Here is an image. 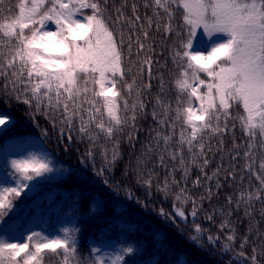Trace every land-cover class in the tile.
Here are the masks:
<instances>
[{"label": "snow or ice", "instance_id": "6c2138e0", "mask_svg": "<svg viewBox=\"0 0 264 264\" xmlns=\"http://www.w3.org/2000/svg\"><path fill=\"white\" fill-rule=\"evenodd\" d=\"M3 3L0 0V8ZM177 10L182 11V22L174 24ZM18 12L15 18L0 23V34L6 38L0 40V98H6L5 103L22 102L33 117L43 115L59 132L61 141L64 136L71 141L73 130L94 146L99 135H93V130L111 141V148L102 147L101 151L106 167L99 171L93 167L94 175L102 176L121 158V137L134 146L137 134L147 131L149 144L142 146L141 156L136 158L139 178L148 157L155 154L154 166L167 168L168 161L178 165L167 168L169 176L159 188L165 195L169 177L171 183H180L174 179L175 172L187 178L190 167H197L201 173L192 181L193 187H199L202 179L215 181L219 192L224 186L220 174L225 173L223 179L227 182L236 179V172L234 166L217 167L211 175L204 171L213 152L211 141H218L217 152L223 151V138L235 128L230 126L232 109L236 105L242 108L240 126L248 141L243 171L251 173L259 186L245 189L235 202L228 196L227 203L242 209L249 220L235 257L248 264H262L264 230L259 225L264 221V158L257 163L254 149L258 144L264 152V0H20ZM200 32L210 40L218 34L228 38L213 43L205 53L194 47ZM159 41L165 42L168 59L177 73L173 83L178 95L174 102L167 98V61L153 59ZM153 79L159 91L149 98ZM149 116L156 127H138ZM12 126L14 118L0 113V135ZM240 147L233 140L232 160L240 156ZM94 150H89L90 158ZM8 163L10 170L5 175L12 185L5 186L0 179V229L7 223L6 217L17 210L15 200L35 195L38 178L53 174L67 177L71 172L57 165L47 151L29 150L25 158ZM148 175L146 187L152 184L151 173ZM102 183L109 184L107 180ZM212 195L213 189L208 186L200 197L187 194L185 187L176 200L191 201L190 216L195 220L203 201L211 200ZM126 198L135 199L147 210L148 205L130 192ZM36 207L33 200L24 211ZM102 210L101 200L90 201L91 215ZM174 211L187 221L184 211ZM217 213L225 215L222 209L213 210L206 219L212 221ZM155 214L175 225V218L163 210ZM231 214L229 208L227 216ZM219 227L231 233L225 237L229 244L223 245L228 251L229 245L235 243L236 230L228 219ZM80 231L78 222L61 226L56 233L29 230L22 241L9 240L7 233L0 232V264H44L46 257L53 256L55 264H126L128 257L141 250L125 240L113 248L94 243L87 253H79ZM194 231L197 235L187 239L204 250L200 243L204 233L199 226ZM154 239L164 247V235L156 234ZM207 239L214 243L211 236ZM246 247L251 249L250 255H246ZM152 264H156L155 258ZM177 264H184L183 259L178 258Z\"/></svg>", "mask_w": 264, "mask_h": 264}, {"label": "trees", "instance_id": "16d2710c", "mask_svg": "<svg viewBox=\"0 0 264 264\" xmlns=\"http://www.w3.org/2000/svg\"><path fill=\"white\" fill-rule=\"evenodd\" d=\"M19 2L20 0H4L3 7L0 8V23H5L10 18L19 15ZM143 11L141 9V12ZM181 16L182 11L177 10L173 23H181ZM221 35L223 34L215 35L210 40L203 32H200L194 46L201 42L210 43ZM3 39L6 38L0 34V40ZM156 52L154 60L159 59L161 63L167 61L168 72L165 73L167 98L174 102L178 93L173 80L177 73L171 60L168 59L169 52L165 47V42H158ZM156 74L157 67L154 65L153 75ZM152 83L151 93L147 94L149 98L159 91L158 82L153 79ZM5 99L0 98V113H7L14 118V126L0 135V179L6 182L5 186L12 185V181L5 175L10 170L8 162L11 159L25 158L29 150L47 151L57 165H63L71 170L67 177L53 174L47 178H38L35 195L31 198L21 196L14 201L18 206L17 210L6 217L7 223L3 229H0V232L7 233L8 239L18 237L23 240L24 233L29 230L56 233L61 226L74 225L78 222V227L81 229L79 253H87L89 246L94 243L104 248H113L118 241L126 240L128 244L141 248L135 255L126 259V264H152V258H155L156 264H177L178 258L183 259L184 264H248L243 258H236L235 253L240 251V243L247 232L249 220L244 217L242 209L237 210L234 205L227 203L228 196H232L235 202L239 193L259 186L251 173L243 171L246 163L243 152L246 150L245 145L248 141L240 126L239 116L243 114L240 106L236 105L232 109L230 126L235 125V128L232 133L223 138V151L217 152L218 141H211L213 152L209 154L210 163L204 169L211 175L217 167L234 166L236 179L225 182L223 179L225 173L222 172L220 179L224 186L219 192L216 191L215 181L202 179L199 187H193L192 181L201 173L197 167H190V174L187 178H184L180 171L175 172L174 179L180 183H171V177H169L170 187L165 195L159 188L163 187L164 179L169 176L167 168L178 167V165L168 161L167 168L154 166L156 155L152 154L147 159V167L141 169L142 179L136 171V158L141 156L142 146L149 144L147 131L137 134L134 146H130L126 139L121 137L119 145L121 158L102 176H97L93 174V167L97 171L106 167L101 151L102 147L110 149L111 141H107L95 130L92 134L99 135L95 146L86 137L80 139L74 130L71 141L67 136H64L61 141L59 132L43 115L36 114L33 117L29 114L30 109L27 105L16 101L5 103ZM138 127L148 129L156 125L149 116L141 120ZM233 140L241 146L240 156L236 160L230 158L235 154L232 150ZM258 140L259 137H257ZM92 148L95 150L90 158L88 153ZM254 151L258 163L261 158H264V152L260 150L258 144ZM187 155L185 153L186 159ZM221 157L224 159L222 160ZM197 163L202 164V161L198 160ZM149 172L152 184L146 187L144 181L149 179ZM242 176L243 180H241ZM103 180H107L109 184L102 183ZM206 186L213 189L212 199L203 201L202 210L193 220L190 216L191 201L181 203L176 200V196L181 188L186 187L187 194L200 197L204 195ZM128 192L138 198L141 203H146L147 210L145 211L140 204H137L135 199L126 198ZM97 198L103 202V210L97 215H91L89 203ZM33 200L37 202V207L26 213L24 208ZM197 203L199 204L200 201L197 200ZM260 206L257 203L256 207ZM175 208H180L185 212L188 217L186 222L177 216ZM229 208L232 211L230 217L227 216ZM221 209L225 212L224 216L217 213L213 214L212 221L206 219V216L213 213V210ZM161 210L175 218V225L171 221L165 223L155 214ZM224 219H228L230 227L236 230L235 243L229 245L228 251L224 250L223 245L229 244L225 237L231 233L228 229L222 230L219 227ZM256 219L260 220L259 216ZM177 225L182 232L177 230ZM131 226L135 227L134 231L130 230ZM197 226L204 233L200 238L204 250L187 239L189 236L197 235L194 231ZM259 226L264 230V221H260ZM156 234L165 236L164 247H161L154 239ZM208 236L213 238L214 243L207 239ZM217 237L219 239H216ZM244 251L246 255H250L251 249L246 247ZM55 262L54 256L46 257L44 264H55Z\"/></svg>", "mask_w": 264, "mask_h": 264}, {"label": "rangeland", "instance_id": "374dc122", "mask_svg": "<svg viewBox=\"0 0 264 264\" xmlns=\"http://www.w3.org/2000/svg\"><path fill=\"white\" fill-rule=\"evenodd\" d=\"M227 38L228 37L226 35H221V36L214 38L210 43L201 42V43H198L197 45H195L194 47L196 50L204 51L206 53L210 49V47L213 43L225 41ZM14 239H19L22 241V239L18 238V237H12L9 240H14Z\"/></svg>", "mask_w": 264, "mask_h": 264}]
</instances>
